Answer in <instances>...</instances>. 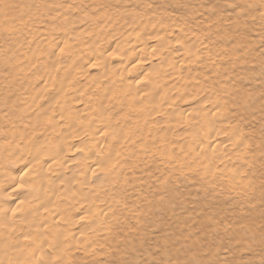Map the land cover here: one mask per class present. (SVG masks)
<instances>
[{
    "label": "rangeland",
    "instance_id": "obj_1",
    "mask_svg": "<svg viewBox=\"0 0 264 264\" xmlns=\"http://www.w3.org/2000/svg\"><path fill=\"white\" fill-rule=\"evenodd\" d=\"M92 43L111 53V71L121 46L144 44L134 74L172 95L163 111L177 123L162 141L176 138L177 161L132 164L111 229L78 222L76 241L49 262L0 254V264H264V0H0V130L13 96L45 70L82 65V81L96 78ZM167 62L176 68L164 75ZM198 131L220 141L222 158L189 153ZM21 237L6 242L33 247Z\"/></svg>",
    "mask_w": 264,
    "mask_h": 264
},
{
    "label": "bare ground",
    "instance_id": "obj_2",
    "mask_svg": "<svg viewBox=\"0 0 264 264\" xmlns=\"http://www.w3.org/2000/svg\"><path fill=\"white\" fill-rule=\"evenodd\" d=\"M101 40L97 38L99 44ZM99 44L92 43L95 51L84 54L99 71L96 78L82 81L86 70L82 65L74 68L69 64L65 69L63 65L58 74L45 70L43 76L27 81L25 93L13 96L16 108H7L10 122L0 130V137L8 140L0 144L3 256L16 254L26 263L49 262V253H64L76 241L79 230L73 231V225L82 222V232L108 229V222L115 221L111 208L120 202L121 188L133 182L127 172L134 162L152 161V156L177 161L172 153L176 138L169 140L171 146L162 141L172 137L175 126L171 123H177L173 119L177 114L168 111L164 116L163 111L172 95L163 85L152 84L153 79L137 80L143 73L134 74L139 65L133 61L145 50L144 44L121 46L119 54L125 60L113 71L111 53L97 52ZM148 49L150 53L152 49ZM164 65L171 68H164V75L176 68L173 62ZM153 114L158 116L152 118ZM211 136L201 131L191 134L190 140L195 142L188 145L189 153H205L209 160L222 158L220 141H209ZM202 138L204 145L196 142ZM238 160L237 166L244 164V153ZM19 166L22 170L15 173ZM7 202L12 203L8 206ZM17 231L20 240L32 248L19 249V244L6 242Z\"/></svg>",
    "mask_w": 264,
    "mask_h": 264
}]
</instances>
